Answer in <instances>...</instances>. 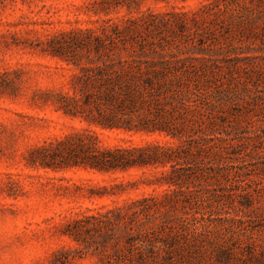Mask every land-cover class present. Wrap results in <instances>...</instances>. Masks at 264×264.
<instances>
[{
  "label": "rangeland",
  "instance_id": "rangeland-1",
  "mask_svg": "<svg viewBox=\"0 0 264 264\" xmlns=\"http://www.w3.org/2000/svg\"><path fill=\"white\" fill-rule=\"evenodd\" d=\"M121 65L168 74L174 137L89 120ZM91 137L174 163L32 161ZM0 264H264V0H0Z\"/></svg>",
  "mask_w": 264,
  "mask_h": 264
},
{
  "label": "trees",
  "instance_id": "trees-1",
  "mask_svg": "<svg viewBox=\"0 0 264 264\" xmlns=\"http://www.w3.org/2000/svg\"><path fill=\"white\" fill-rule=\"evenodd\" d=\"M113 69L114 72H110ZM167 76L163 71L145 73L143 69L130 70L124 65L120 66V70H115V67L106 71L102 69L98 81L93 84L95 94H86L83 98V102L89 106L87 110L95 109L97 112V115L90 114L89 120L104 129H119L130 133H166L174 137V93L169 88ZM91 104L94 109L90 107ZM202 146L200 143L194 148L200 149ZM33 154V163H41L53 169L80 166L107 172L150 165L167 166L174 163L175 159L174 150L159 143L104 147L99 145L96 137L82 138L70 144L62 143L54 149L45 147ZM150 210L149 207H143L119 215L126 220V226L132 228ZM92 218L98 220L96 216ZM77 223L73 233L79 234L85 230V226L81 225V221ZM128 240L133 245L134 237ZM136 258L137 263L143 261L142 255L138 254ZM218 258L228 260L229 254L220 250Z\"/></svg>",
  "mask_w": 264,
  "mask_h": 264
}]
</instances>
